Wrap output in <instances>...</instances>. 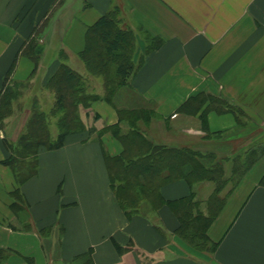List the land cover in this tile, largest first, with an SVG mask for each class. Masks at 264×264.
<instances>
[{"label": "crops", "instance_id": "obj_1", "mask_svg": "<svg viewBox=\"0 0 264 264\" xmlns=\"http://www.w3.org/2000/svg\"><path fill=\"white\" fill-rule=\"evenodd\" d=\"M115 8L122 27L161 43L126 86L78 112L59 147L39 145L22 182L32 160L9 163L0 127V264H264V153L210 223L213 252L175 233L169 202L208 198L215 184L148 167L154 148L233 166L250 131H264V0H0V99L35 70L42 82L62 63L87 75L89 28ZM38 34L36 62L27 49Z\"/></svg>", "mask_w": 264, "mask_h": 264}, {"label": "trees", "instance_id": "obj_2", "mask_svg": "<svg viewBox=\"0 0 264 264\" xmlns=\"http://www.w3.org/2000/svg\"><path fill=\"white\" fill-rule=\"evenodd\" d=\"M148 38L152 41L157 42V45L155 47H157L161 43V40L159 38ZM134 41V31L127 27L121 26L120 11L117 8L111 10V12L100 18L96 24L89 28L86 48L82 53L79 54V57L84 63L88 74L85 75L74 70L66 63H62L57 74H55L52 80L48 83L52 92H54L55 94V110H58L61 116H63V118L60 120V123H63V119L65 117L68 118L70 116V121H76V123H78L81 127L82 123L80 118H75L73 114L70 115L68 107L69 105H76L77 107L79 105L83 107H89L91 106V103L101 99V95H99L97 91H94V93L91 92L90 86L92 82L91 76L93 78L102 76L106 78V76H104L105 70H102L103 66L106 69V67L110 66V64H112L113 62L116 65L115 71L112 74V78H110L109 80H107L106 78L104 80V86L107 90L105 96L107 98H110L114 95V91L115 89H117V87H124L128 84L129 76L131 77V75L136 71L138 64H140L141 62L140 59L137 62V59L133 58ZM155 47L149 49L147 47V49H145V54ZM60 58L62 61H65L67 57L64 52L61 53ZM7 100L8 91L0 99V115L2 113V109L6 107ZM33 117L34 118L31 121L32 124L29 125V129L34 126L37 128V131L39 130L40 132H42L41 130L44 124L43 118H41L40 115L36 116L35 114L33 115ZM68 125L65 127H68ZM69 130L73 129L65 128L64 130H62L58 137V142L52 145H47V147H49L50 149L59 147L63 142L64 136ZM28 135L25 137H21V143L24 141V139L26 140L29 137ZM21 145L22 144H19L20 147ZM29 150L30 148L27 150V152ZM152 151V154H150V157L152 156V161L150 163L152 164L148 167H151L154 170L155 174L162 175L161 177H163L164 180L166 179L164 173L168 172L169 179L185 177L191 184L201 181H213L217 186L214 194H216V192L219 190V185L224 182V180L219 175V171L217 170V168L221 164L215 163V158L211 155H203L201 153H196L188 149L175 148H154ZM24 154V151L20 154V151L18 150L15 153V158H13V156L11 155L9 163H11L17 171H19V167L21 168V170H24V168H22V164L19 163L21 158L23 159L27 157L23 156ZM208 156H211L212 158L207 159V163H204L203 159H206ZM253 163L254 161L252 163H249V166L246 168V170L249 169L253 165ZM20 174L18 175L19 181L22 182L21 180L23 178L22 176H20ZM237 182L238 181H236V183ZM194 198V195H191L188 198L174 203L176 205H173V202H169V205L174 209L180 221V226L175 231V233H177L184 240H187V237L184 234V232H186V219L191 222H196V218L200 216L198 210L199 207L197 206L198 204L194 200ZM219 206H221V210L224 204L222 205L221 203V205ZM219 212L216 213L210 223L216 218ZM209 225L205 230L207 239V229ZM207 241L210 242L209 239ZM191 243L194 244V242ZM204 246L203 250L208 249ZM211 247L212 248L208 250L213 252L216 244H212ZM25 261L28 260L26 259Z\"/></svg>", "mask_w": 264, "mask_h": 264}, {"label": "rangeland", "instance_id": "obj_3", "mask_svg": "<svg viewBox=\"0 0 264 264\" xmlns=\"http://www.w3.org/2000/svg\"><path fill=\"white\" fill-rule=\"evenodd\" d=\"M129 25V24H128ZM131 26V25H130ZM128 27L129 29H134L135 33V41H134V56L133 58L140 61L145 55V49L155 47L157 45L156 41L150 40L147 36H144L142 32L138 31L137 29L132 27ZM43 27V26H42ZM40 28V30L42 29ZM43 39V37H42ZM43 42H41V36L38 34L33 38L31 42V46L27 49L29 57L33 60L38 62L41 55L39 54L38 47H42ZM64 52V51H62ZM61 52V53H62ZM59 53V59L61 60ZM66 57H68L67 53L64 52ZM46 58L51 60L53 55L47 54ZM67 59V58H66ZM65 59V60H66ZM115 64L114 62L110 64V66L105 67L103 66L102 70H105L104 76H106L107 80L112 78V74L115 71ZM75 70V69H74ZM78 71V70H76ZM36 72V70L34 71ZM32 74L31 78H28L24 81L17 82L14 81V85L9 86L8 88V100L6 107L2 109V113L0 115V127L4 131L6 144L11 150V155L13 158L16 157L15 153L19 150L20 154L24 151L25 154L23 156H27L25 162L28 159L32 160L30 162V166L27 168L26 175H22V178L25 179L28 175L32 174L35 169V156L36 152L38 151L39 145L46 144L52 145L58 142V137L60 132L67 129H79L80 125L76 123V121H70V118H64L63 123H60L63 116H61L58 110H55V94L52 92L51 88L49 87L48 83L50 79L46 82H42V78L40 75ZM79 72V71H78ZM87 73V70H86ZM88 74V73H87ZM91 82V92L94 91L99 92H107L105 86H103V82L106 78L102 77H92ZM130 79V76L128 80ZM124 86V85H123ZM126 86V85H125ZM111 87V86H110ZM113 88V87H112ZM123 87H117L114 93L117 92L119 89ZM111 90V89H109ZM108 90V91H109ZM52 95V98H51ZM92 105V103H91ZM90 107V106H89ZM83 107L79 105H69L68 111L70 115L73 114L75 118H80L78 112H81L82 108H89ZM1 112V108H0ZM68 112V113H69ZM27 113V114H26ZM146 113V112H145ZM144 112H127V116L130 118H137L141 114H145ZM40 115L43 118V127L42 132L37 128L32 126L29 129V125L32 124L31 121L34 118L33 115ZM73 119V118H72ZM70 121V122H69ZM70 123V124H69ZM69 124V125H68ZM68 127H65L67 126ZM65 128H63V127ZM248 130L253 129L252 126L246 127ZM260 129H258L259 131ZM30 131V132H28ZM30 133V134H29ZM29 134V135H28ZM248 141L245 143L242 149H238L237 152L240 155L244 154L243 157H239L238 163L232 165H223L221 164L217 170L219 171V175L224 180L222 184H220L219 190L215 193L217 186L215 185L214 191L208 198H198L197 194H194V200L197 202V206L199 207V217L196 218V222L188 221L186 219V232H184L185 236L187 237L186 243L190 244L196 251L205 252L210 251L212 244L208 242L205 230L209 225L212 218L219 212L220 207L219 205L224 204L228 192L233 188L237 179L241 177L243 172L249 166V163L255 161L261 154L264 153V131H259L258 133H254L250 131ZM29 136L26 140L21 143L20 139L22 136ZM31 142V143H30ZM19 144H22L21 147ZM30 150L27 152V150ZM244 163H242V162ZM213 182V181H211ZM198 182H195L196 184ZM215 184V182H213ZM216 201V202H215ZM191 242H194L191 243ZM205 245V246H204ZM203 246L207 247L208 249L203 250Z\"/></svg>", "mask_w": 264, "mask_h": 264}]
</instances>
